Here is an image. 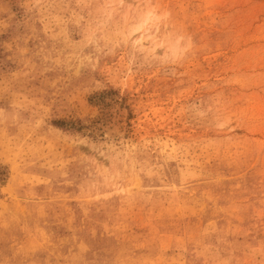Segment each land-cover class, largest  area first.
<instances>
[{"label":"rangeland","instance_id":"rangeland-1","mask_svg":"<svg viewBox=\"0 0 264 264\" xmlns=\"http://www.w3.org/2000/svg\"><path fill=\"white\" fill-rule=\"evenodd\" d=\"M0 264H264V0H0Z\"/></svg>","mask_w":264,"mask_h":264}]
</instances>
